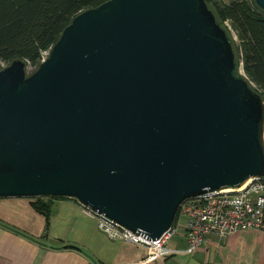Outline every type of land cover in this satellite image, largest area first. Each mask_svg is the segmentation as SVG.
<instances>
[{
  "label": "water",
  "instance_id": "1",
  "mask_svg": "<svg viewBox=\"0 0 264 264\" xmlns=\"http://www.w3.org/2000/svg\"><path fill=\"white\" fill-rule=\"evenodd\" d=\"M263 175L264 102L204 0H105L32 70L0 67V198H71L153 240L185 198Z\"/></svg>",
  "mask_w": 264,
  "mask_h": 264
},
{
  "label": "crops",
  "instance_id": "2",
  "mask_svg": "<svg viewBox=\"0 0 264 264\" xmlns=\"http://www.w3.org/2000/svg\"><path fill=\"white\" fill-rule=\"evenodd\" d=\"M47 228L29 198H0V264H264V229L206 235L191 253L183 237L171 252L147 259L140 245L109 239L74 199H55Z\"/></svg>",
  "mask_w": 264,
  "mask_h": 264
},
{
  "label": "trees",
  "instance_id": "3",
  "mask_svg": "<svg viewBox=\"0 0 264 264\" xmlns=\"http://www.w3.org/2000/svg\"><path fill=\"white\" fill-rule=\"evenodd\" d=\"M103 1L0 0V67L20 59L27 69H33L39 62L40 51L48 49L76 13ZM204 2L230 38L236 66L241 69L242 76L264 99V10L253 0ZM224 21L234 40L222 26ZM65 198L38 196L29 199L30 207L43 217L45 230L52 200ZM176 215L177 210L172 224ZM262 221L264 223V211Z\"/></svg>",
  "mask_w": 264,
  "mask_h": 264
},
{
  "label": "built area",
  "instance_id": "4",
  "mask_svg": "<svg viewBox=\"0 0 264 264\" xmlns=\"http://www.w3.org/2000/svg\"><path fill=\"white\" fill-rule=\"evenodd\" d=\"M47 51L48 49L40 51L39 61L44 59ZM82 208L95 218L96 227L103 235L109 239H119L142 246L147 259L166 255L172 251L165 246V241L174 232L175 222L160 238L146 240L103 215L83 206ZM263 211L264 175L249 178L239 187L204 191L185 198L177 207L176 215L184 218L182 222L184 251L193 252L204 242L208 234L224 237L241 230H263Z\"/></svg>",
  "mask_w": 264,
  "mask_h": 264
},
{
  "label": "rangeland",
  "instance_id": "5",
  "mask_svg": "<svg viewBox=\"0 0 264 264\" xmlns=\"http://www.w3.org/2000/svg\"><path fill=\"white\" fill-rule=\"evenodd\" d=\"M219 1L220 2H228L229 0H219ZM227 25H228V23H222V26H224V28L227 30V33L229 35H231V33L228 30V28H230V27H228L229 25L228 26ZM231 37H232V35H231ZM232 39H233V37H232ZM29 70H32V69L29 68L28 71ZM238 70L240 71V73H242L240 68ZM183 221H184L183 217H181V216L176 217L175 224H174V232L165 241V245L167 247L168 246L176 247V243L178 242V238L179 237L182 238V232H183L182 222Z\"/></svg>",
  "mask_w": 264,
  "mask_h": 264
},
{
  "label": "bare ground",
  "instance_id": "6",
  "mask_svg": "<svg viewBox=\"0 0 264 264\" xmlns=\"http://www.w3.org/2000/svg\"><path fill=\"white\" fill-rule=\"evenodd\" d=\"M131 232V231H130ZM133 233V232H132ZM133 234H136V233H133ZM136 235H138V234H136ZM140 236V235H139ZM141 237V236H140ZM143 238V237H142ZM143 239H145V238H143Z\"/></svg>",
  "mask_w": 264,
  "mask_h": 264
}]
</instances>
